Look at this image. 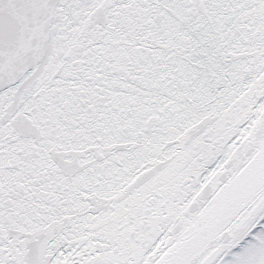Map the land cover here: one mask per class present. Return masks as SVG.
Segmentation results:
<instances>
[{
  "label": "snow or ice",
  "instance_id": "1",
  "mask_svg": "<svg viewBox=\"0 0 264 264\" xmlns=\"http://www.w3.org/2000/svg\"><path fill=\"white\" fill-rule=\"evenodd\" d=\"M0 264H264V0H0Z\"/></svg>",
  "mask_w": 264,
  "mask_h": 264
}]
</instances>
